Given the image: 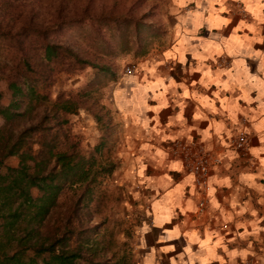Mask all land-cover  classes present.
Segmentation results:
<instances>
[{
    "label": "crops",
    "instance_id": "1",
    "mask_svg": "<svg viewBox=\"0 0 264 264\" xmlns=\"http://www.w3.org/2000/svg\"><path fill=\"white\" fill-rule=\"evenodd\" d=\"M168 4L166 42L113 92L123 123L113 178L141 213L132 264H264V0ZM242 133L246 152L233 144ZM175 142L222 160L205 193Z\"/></svg>",
    "mask_w": 264,
    "mask_h": 264
},
{
    "label": "rangeland",
    "instance_id": "2",
    "mask_svg": "<svg viewBox=\"0 0 264 264\" xmlns=\"http://www.w3.org/2000/svg\"><path fill=\"white\" fill-rule=\"evenodd\" d=\"M168 3L169 0H0V31L10 33L9 38L0 40V106L7 107L15 100L9 88L12 80L20 81L26 95L17 111L24 115L13 123L0 118V129L6 127L15 135L33 129L25 141L35 154L44 141H51L58 152L75 150L87 161L95 160L88 168L91 177L97 173L96 182L67 186L47 224L58 232L72 215V244L80 238L86 247L93 245L97 249V258L108 262L125 259L133 263L132 233L141 215L133 210L129 194L119 190V178H113L123 166L119 158L123 123L115 109L113 92L129 65H136L147 51L158 52L166 42L163 37L168 36L170 28ZM66 18L70 22L82 20L65 32L52 34L49 40L70 49L85 62L71 56L61 66L59 59L49 61L42 56L39 63L51 67L48 81L31 80L24 66L20 68L15 63L21 57L17 40L29 30L26 26L45 29ZM32 88L39 100L28 106ZM64 99L75 101L74 114L59 113L56 118V102ZM18 164L17 156L6 160L7 166ZM111 165L116 167L112 172L102 171Z\"/></svg>",
    "mask_w": 264,
    "mask_h": 264
},
{
    "label": "trees",
    "instance_id": "3",
    "mask_svg": "<svg viewBox=\"0 0 264 264\" xmlns=\"http://www.w3.org/2000/svg\"><path fill=\"white\" fill-rule=\"evenodd\" d=\"M103 17L97 19L105 20ZM81 20L70 22L66 18L64 22H56L54 26L45 29H38L34 25L26 26L29 30L24 31L22 39L17 40L21 57L15 63L20 68L24 66L26 75L31 80L38 78L48 81L47 75L51 67L39 63L42 56L49 61L59 59L61 66L67 64L71 56L78 58L70 49L55 45L49 38L52 34L65 32L69 27L80 24ZM9 34L0 31V40L9 38ZM20 36L21 33L18 37ZM37 39H42V42ZM79 61L85 62L81 59ZM20 84L18 80L9 83L15 100L7 107L0 106V118L6 123H13L18 116L24 115L17 112L26 96ZM28 95V106L39 100L33 88ZM1 98L2 94L0 100ZM74 102L70 99L56 102V118L59 113L63 116L74 114ZM32 130L15 135L6 127L0 129V264H127L125 259L114 263L100 260L97 258V249L93 245L86 247L80 238L73 245L71 236L74 233L70 231L72 215L67 217L66 224L58 232L49 228L47 221L58 207L67 186H84L96 182L97 173L91 177V170L88 168L89 164L93 166L95 160L87 161L75 150L69 153L58 152L50 144L51 141H44L42 149L35 154L32 145L25 141ZM13 156L19 159L17 167L6 165V160ZM114 166L104 167L102 171L112 172L116 168Z\"/></svg>",
    "mask_w": 264,
    "mask_h": 264
},
{
    "label": "built area",
    "instance_id": "4",
    "mask_svg": "<svg viewBox=\"0 0 264 264\" xmlns=\"http://www.w3.org/2000/svg\"><path fill=\"white\" fill-rule=\"evenodd\" d=\"M137 70V65H129L126 68V75H131ZM187 145L181 142H175L171 146V151L176 155L181 156L186 163L187 168L195 176V183L200 191L205 193L209 188V178L210 172L213 166L221 164L220 157L214 155L213 153L207 151L203 146ZM235 148L238 151L246 152L250 144V138L247 133H242L236 137L233 141ZM199 210L204 211L206 205H208V200L203 198L199 204Z\"/></svg>",
    "mask_w": 264,
    "mask_h": 264
}]
</instances>
